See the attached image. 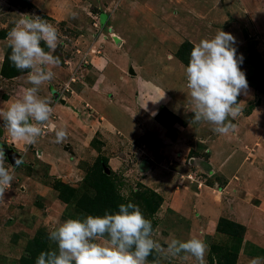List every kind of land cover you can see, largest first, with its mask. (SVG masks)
I'll use <instances>...</instances> for the list:
<instances>
[{"label":"rangeland","instance_id":"1","mask_svg":"<svg viewBox=\"0 0 264 264\" xmlns=\"http://www.w3.org/2000/svg\"><path fill=\"white\" fill-rule=\"evenodd\" d=\"M73 1L75 18L72 14L64 23L47 20L59 34L58 47L52 53L61 60L56 66L70 71L69 78L59 75L54 82L58 97L64 86L68 96L62 100L71 97L69 104H62L73 112L64 122L67 138L53 143L55 150H50L49 145L38 140L45 135L41 125L37 145L19 141L10 148L0 136L4 151L9 149L23 157V163L13 168L5 151L4 166L15 179L0 199V264H35L37 255L49 248L50 230L68 218L102 215L97 208L102 199L106 209L113 211L120 203L137 204L152 222L153 238L164 247L171 238L187 239L189 220L173 215L163 205L160 187L172 176L186 178L180 177L182 173H188V180L197 186L225 184L219 173L210 171L208 155L198 143L204 139L213 145V126L207 122L189 124L194 113L184 72L193 45L220 28L235 37L237 58L243 57L239 67L249 85L247 95L237 97L241 113L232 122L245 120L250 127L264 121V0ZM9 3L16 10L9 9ZM22 14L44 18L31 1L0 0V21L13 25L25 18ZM9 53L5 51L6 60L0 64L1 98L14 88L15 83L11 85L7 78L23 72L11 65ZM95 58L107 60L106 65L97 68L100 65L96 66ZM105 67L107 72L103 73ZM107 83L110 87L106 92ZM113 84L117 87L113 88ZM93 88L100 97L98 106L104 94L107 110L113 113L111 118L105 109L100 107L92 113L78 101L79 92H92ZM148 89L164 96L165 102L171 99L159 110L156 108L153 117L140 106L141 102L144 105L145 101H158L160 95ZM171 104L181 107L180 113L172 110ZM185 127L190 134L184 151L174 148L167 156L162 147L157 150L162 142L164 145L165 137L174 140ZM154 151L160 153L154 155ZM191 157H195L194 161ZM186 167L189 172H183ZM121 192L125 195L121 196ZM220 228L229 230L233 237H228L217 253L210 249L206 264H240V255L259 254V248L243 243L242 227L221 220L216 230ZM202 240L207 243L210 237ZM161 264L197 261L182 253Z\"/></svg>","mask_w":264,"mask_h":264},{"label":"clouds","instance_id":"2","mask_svg":"<svg viewBox=\"0 0 264 264\" xmlns=\"http://www.w3.org/2000/svg\"><path fill=\"white\" fill-rule=\"evenodd\" d=\"M22 15L25 18L17 21L6 36L11 49L8 60L17 70H27V83L32 86L25 88L15 101L2 102L8 106L0 108L3 121L0 127L7 129L15 140L35 144L42 134L38 125L48 122L53 112L50 102L38 93L42 84L54 78L48 66L61 63L52 54L58 47L59 34L46 19ZM234 45L235 37L221 28L193 45L184 68L194 113L190 126L207 122L213 126L212 131L221 135L235 130L232 121L241 113L237 97L247 95L249 85L239 67L243 57L237 58ZM66 138V129L55 130V143ZM5 159V151L0 147V199L15 179L5 168ZM13 159V168L23 163L22 156ZM153 236L152 222L145 218L140 207L133 202L120 203L116 211L105 209L102 215L68 218L50 230L49 248L37 255L35 264H161L162 260L182 253L195 258L197 264H206L205 241L196 237L171 238L164 247ZM248 264H264V256H254Z\"/></svg>","mask_w":264,"mask_h":264},{"label":"crops","instance_id":"3","mask_svg":"<svg viewBox=\"0 0 264 264\" xmlns=\"http://www.w3.org/2000/svg\"><path fill=\"white\" fill-rule=\"evenodd\" d=\"M27 1L33 3V7H35L42 17L55 23H64L69 20V16L75 12V4L73 0ZM7 5L9 9H15L12 3ZM0 22H2L0 23V30H4L7 33L16 24V21L13 25H9L7 22L5 23L3 21ZM6 47L7 40L5 37L4 39H0V64L3 61ZM46 51H48L47 48ZM93 61L96 63V66L100 65L97 66L99 69L104 67L107 63V60L103 59L100 61L99 58H95ZM48 68L54 72V78L50 83L45 82L40 86L38 95L50 102V106L53 108L52 115L54 119L50 117L51 119H49L48 122L41 125L43 129H46L44 130L45 135L41 139H37L41 144H46V146L49 145L50 150H55L53 146V143H55L54 128L60 129L66 127L64 122L65 120H68L70 116L72 117L73 112L71 110L72 108L67 105L63 106L60 102L56 101L57 99H54L53 94L56 89L54 82L59 75H64L66 78H69L70 71L67 67H58L56 65H49ZM104 69L103 73L107 72V68L105 67ZM158 79L159 77L157 80ZM6 81L10 82L11 85L12 82L15 84L13 90L7 93L5 97H0V108L5 109L8 105L3 104L2 102L7 101L10 103L15 101L21 96L25 88L32 86L27 83V73L15 75L13 78H9ZM158 82L160 83V80H158ZM61 83H64V81ZM162 83L165 84L164 82ZM154 84L155 88L158 90L161 89L160 85L157 86L156 83ZM105 85L107 86L105 87ZM105 85L104 90L106 88L107 92V88L110 87V85L108 83ZM111 86L113 88L117 87L115 84ZM93 89L94 91L92 92H79L77 95L78 101L85 103V107L88 106L92 110V113L98 112L100 107L101 110L105 109V112L107 111V115L111 118L113 113L111 110H107L108 103L106 102L107 99L104 98V94L101 95L100 101L102 102L101 104L99 103L100 106H98L97 101L100 97H97L98 94H96V88ZM148 90L149 92L154 91V93H156L155 90ZM55 94L57 95V92ZM156 95H160L157 102L145 101L144 105L142 102L140 103L144 112L150 115V117L155 115L156 108L159 110L162 105H165V103L171 100L170 98H167V102H165L164 96L157 93ZM65 96H68L67 92L60 94V97L57 95L59 99H62ZM68 99L64 100V104H69ZM70 101L74 100L72 99ZM171 105V109H176V113H180L182 110L181 107L177 108L175 104L174 106L173 104ZM94 107L97 108V111ZM89 113L91 112L89 111ZM181 116L182 115H180V117ZM32 122L35 123V121ZM232 123L235 124L234 131H230L223 135L214 132L215 139L212 138L213 145H209L204 139L198 140V143L203 145L201 150L208 155L207 157L212 165L210 171L212 173H219L225 181L224 185L221 187H217L216 184H213L212 186L202 184L197 186L188 180V173H182L180 174V177L183 176L186 178L179 179L172 176L171 178H168L167 182L164 184L165 186L160 187V191L163 193V205L166 206L173 215L177 217H186V220H189L190 232L187 239L190 237H196L202 240V238L210 237V241L207 242L208 249L205 255V260H207L211 250L217 253L219 248L222 247V244H224L228 238L226 235L216 230L217 223L221 220L243 228V243H251V245H254L259 249L264 247V134L262 132L264 130V121L261 123L256 121L254 124H251L250 127L246 125L245 120L244 122L236 120ZM59 125L60 127H58ZM187 128H181L183 130L178 131L177 137L174 140L165 137L164 145L162 142V145H160L157 150L159 151L162 147V149L166 151L167 156L169 150H173L174 148L183 149L184 151V149H186L184 142H187L190 134V132L188 133ZM0 136H2L3 142H5L10 148L18 145L17 142L19 141L28 145V143L23 140H15L12 138L7 129L3 130L2 127H0ZM167 141L170 143L169 145H167ZM41 151L43 154V150ZM44 151L46 152V150ZM153 153L156 155L160 152L154 151ZM175 156H179V153L175 154L174 157ZM191 158L193 160L195 157ZM188 166H190V164H188ZM186 171L189 172L188 167H186L183 172ZM173 184H175L174 188L172 186ZM251 258L252 257L240 255V261L238 262H240V264H248V261Z\"/></svg>","mask_w":264,"mask_h":264},{"label":"trees","instance_id":"4","mask_svg":"<svg viewBox=\"0 0 264 264\" xmlns=\"http://www.w3.org/2000/svg\"><path fill=\"white\" fill-rule=\"evenodd\" d=\"M6 34H7V32L6 31H4V30H0V39H4L5 37H6ZM42 47H45V51H46V46H44L43 44H42ZM6 51H9V52H11V49L7 46L6 47ZM10 54V53H9ZM6 57V56H5ZM5 57H4V59H3V63L5 62ZM3 63H2V65H3ZM24 72H26V71H23L22 73H24ZM21 74V73H20ZM15 75H12V76H10V77H8L7 79H9V78H12V77H14ZM157 117H158V115H157ZM162 124H164V123H162ZM103 176V175H102ZM99 204V203H98ZM106 204H105V200L104 199H102L101 200V203L97 206V208H100L102 211H104L105 209H106ZM225 222H227V221H225ZM227 223H229V224H231V225H235V224H233V223H230V222H227ZM237 226V225H236ZM217 231H218V229H217ZM218 232H221V233H223L224 235H226L227 237H233V235L231 234V232L228 230H225L224 228L222 229V228H220L219 229V231ZM212 248V247H211ZM216 248V247H215ZM257 248V247H256ZM258 253L259 254H249V255H252L253 257L254 256H264V251H262L261 249H258Z\"/></svg>","mask_w":264,"mask_h":264},{"label":"water","instance_id":"5","mask_svg":"<svg viewBox=\"0 0 264 264\" xmlns=\"http://www.w3.org/2000/svg\"><path fill=\"white\" fill-rule=\"evenodd\" d=\"M102 21H104V18H102ZM129 73L130 74H133V73H131V70H129ZM53 96H54V99L56 100V99H58V97H57V95L54 93L53 94ZM60 100V99H59ZM60 103L61 104H64V100H60ZM6 152H7V159H8V161H9V163L11 164V166L12 165H14V159H13V157L15 156V157H19V155H17L15 152H13L12 150H9V149H7V150H5ZM104 172L105 173H107L108 171H107V169L106 168H104Z\"/></svg>","mask_w":264,"mask_h":264},{"label":"built area","instance_id":"6","mask_svg":"<svg viewBox=\"0 0 264 264\" xmlns=\"http://www.w3.org/2000/svg\"><path fill=\"white\" fill-rule=\"evenodd\" d=\"M63 92H68L65 86L63 88ZM188 178H190V177L188 176Z\"/></svg>","mask_w":264,"mask_h":264}]
</instances>
